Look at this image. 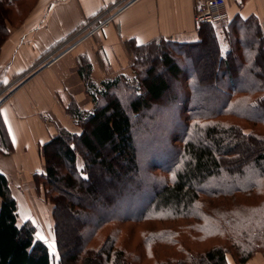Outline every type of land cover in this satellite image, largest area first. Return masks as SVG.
<instances>
[{
  "label": "rangeland",
  "instance_id": "obj_1",
  "mask_svg": "<svg viewBox=\"0 0 264 264\" xmlns=\"http://www.w3.org/2000/svg\"><path fill=\"white\" fill-rule=\"evenodd\" d=\"M136 1L115 0L104 6L97 14L89 16L83 26L74 29L58 41L49 49V54L36 64L34 69L23 75L18 81H14L12 85L7 86L2 82L4 67L0 65V106L10 98L20 85L28 83L35 75L55 63L65 62L63 61L64 58L70 54L73 55L74 50L80 44L89 39H95L101 30L115 23L119 14ZM121 5L123 6L119 9ZM37 7H39L38 0H0V62L6 58V51H8L6 49L12 37L17 36L24 22L31 19ZM117 9L119 11L116 12ZM109 17L111 20L106 22L107 25L102 26V28L96 27L98 23ZM9 26L13 29V34L10 33ZM224 26L219 24L216 27L221 51H223V55H226L229 45L226 42L227 46L225 47L223 42L226 39L223 40V36L220 35ZM249 26L255 30L252 23H247L241 29H236L237 33L240 31L245 33L241 43L237 41V46L234 47L235 53L239 55L243 54L241 45L245 41L249 43L251 41L250 36L254 34L251 33L253 31L251 27L250 29L247 28ZM204 36L208 35L205 34ZM189 42L191 41L162 37L157 44L143 48L139 46L142 44L131 39L126 42L129 62H127L125 71L122 73H119L120 70L111 72L102 79H112L117 75H123L122 78L120 77V84L110 92V95L118 96L124 104H128L129 99L133 98V92L137 94L140 92L139 90L143 89L142 79L152 66L155 67L156 72L169 80L170 90L162 103L155 102L153 107L148 108L149 110L132 116L135 145L139 159L138 177L132 184L127 183L128 177L126 175L117 180V178H111L99 166H95L91 171L92 181L101 180L102 193L105 192L107 195L93 199L79 190H64L65 197L63 198L69 206L68 213L66 212L60 218L65 241L76 243L77 246V242L82 243L83 238L85 251L89 246L98 250L105 241H108L116 249L123 250L126 255L129 254L127 257L132 264H162L163 261L172 258L181 260L185 255L204 252L215 245H221L225 248L229 264H240L238 259L245 255H250L246 264H264V170L262 171L260 167L256 166L253 162L254 156L251 154L250 157H246V161L241 160L239 169L235 167L231 169L225 166L219 175L210 177L206 188L214 189L224 186L225 191L215 195L202 194V201L197 204V207L202 211L199 217L197 215L187 219H171L166 215H160L158 212L154 214L153 211L149 210V207L152 206L154 192L161 183H168L173 180L172 177L175 176L177 167L179 168V164L181 165L184 161V144L189 138L184 137L185 126H193L202 122L195 114L189 115L181 104L175 105L171 102L174 93L177 95L180 94V91L185 93L191 88L190 83L193 79L188 81V77L193 73V71L190 72L191 65H193L191 57L195 56L198 60L201 59L199 63L208 62L205 59L209 58L208 67L203 68L202 64H199V69L207 75L213 73V66L218 64L217 58H211L212 52L211 46L208 45V39L204 45L199 46L200 44H198V48L189 44H182ZM98 46V50L101 51L102 47ZM198 49L199 52L196 51ZM166 53L173 56L178 62L182 73H184L181 75L182 77H171L169 70L162 61V56ZM79 62L78 72L87 91L86 80L82 77L81 69L84 68L83 65L86 66L90 62L85 60ZM235 65L236 63L233 65L234 68ZM54 66L52 67L55 68ZM261 70L258 68V71L261 72ZM92 71L91 68L90 80L100 83L102 81L99 77L100 74L96 73L94 76ZM46 72L48 69L42 71L45 78ZM195 94L199 98L204 95L199 90ZM88 95L92 98L89 93ZM256 96L257 94L239 91L233 94V99L241 100L242 105L247 110V106L251 105L250 102L254 101ZM65 100L68 101L67 106L69 107L74 104L77 105L71 96L66 97ZM92 102L90 109L95 107L93 98ZM215 102L218 101H215V98L212 99L207 104L208 109L215 107ZM227 109H232L230 104ZM240 113H247V116L250 114L249 111L237 112L238 116H235L225 112L216 115V119H208L209 121L220 120V123L227 125L238 123L248 132H253L257 136L262 134L264 137V120L254 123L248 118L240 116ZM209 121L201 124H208ZM70 124L73 130L75 128L81 129V126L76 125L74 121L73 124ZM81 151L82 149L79 150L80 154ZM80 154L79 158L83 159ZM81 162L83 161L80 160L79 163L81 164ZM67 167L65 160H60L57 168L61 174H64L69 171V167ZM43 171L44 169L38 171L37 177H35L32 168L30 170L21 169L19 172L20 183L15 184V194L19 201L18 223L22 225L27 222L33 225L36 229V236L37 233L43 236L44 239L41 240L49 247L51 264H60L61 254L57 249L54 235L56 222L53 217L54 204L51 199L58 188L47 182ZM239 186L244 189L233 190ZM228 187L233 189L228 192ZM110 190H116V197H114V193L109 195ZM215 215L220 218L216 226L211 223ZM69 249L71 253L76 250L75 247L73 250L71 245H69ZM72 264L80 263L73 262ZM104 264H114V256L112 255V258L106 260Z\"/></svg>",
  "mask_w": 264,
  "mask_h": 264
},
{
  "label": "trees",
  "instance_id": "obj_2",
  "mask_svg": "<svg viewBox=\"0 0 264 264\" xmlns=\"http://www.w3.org/2000/svg\"><path fill=\"white\" fill-rule=\"evenodd\" d=\"M216 26L217 24L213 23H203L196 40L182 43L197 47L198 44L204 45L208 39L212 52L211 58H217L218 64L213 66L214 74L207 75L199 69V64H202L203 68L208 67L209 58L205 59L208 62L199 63L201 59L191 57L193 65L190 72L193 71V73L191 76L188 75V81L193 79L190 83L191 88L185 93L182 91L178 95L174 93L171 100L175 105L181 104L189 115L195 114L202 120L198 122L199 125L197 123L193 126H185L184 137L189 138L184 144V161L181 165L179 164V168L177 167L172 181L160 184L154 192L152 206L149 207L154 214L158 212L171 219H187L197 215L199 217L202 211L197 204L202 201L201 195H215L225 191L224 186L214 189L206 188L210 177L219 175L225 166L239 169L241 160L246 161V157H250L251 154L254 156L253 162L256 166L264 170L262 134L257 136L253 132H248L238 123L227 125L222 122L221 124L220 120L209 121L208 119H216V115L225 112L238 116L237 112L249 111L248 116L247 113H240V116L254 123L264 120V42L260 36L253 44L245 41L242 45L240 44L243 54L239 55L235 53L234 47L237 46L236 42L241 40H233L236 30L228 31L229 50L226 55H223ZM205 34L208 36L205 37ZM160 39L162 38L139 46L146 48V46L157 44ZM196 51L199 52V49ZM162 61L172 78L182 77L184 73L173 56L166 53L162 56ZM83 67L82 77L86 80L87 91L92 96L95 107L90 110H83L75 104L69 107L68 111L74 117L75 124L81 126V129L75 131L63 129L60 134L51 138L40 148V154L44 159L42 173L49 184L58 188L51 199L54 204L53 217L56 222L54 235L57 249L61 254L60 264L73 262L104 264L106 260L112 258V255L114 264H132L127 257L129 254L126 255L123 250L116 249L108 241H105L98 250L87 246L86 251L83 238L82 243L77 242V246L76 243L65 241L60 218L66 212L68 213L69 206L63 198L64 190H79L93 199L107 195L105 192L102 193L101 180L92 181L91 171L95 166H99L111 178H117V180L126 175L127 183H133L138 177L139 159L132 116L144 110L147 111L155 102L162 103L170 90V82L152 66L142 79L143 89L137 94L133 92V98L129 99L128 104H124L118 96L110 95V92L120 84L123 75L96 83L89 77L91 64L83 65ZM258 68L262 69L261 72ZM199 83L201 85L198 86ZM198 90L204 93L200 98L195 94ZM239 91L257 94L256 99L247 106V110L241 100L233 99V94ZM101 98L103 102L100 101ZM196 98L198 100H195ZM214 98L218 102L214 103L215 107L208 109L207 104ZM229 104L232 107L231 110L227 109ZM207 121H209L208 124H201ZM0 136L4 138L1 119ZM2 143L5 147L8 145L3 140ZM80 149H82L81 154ZM79 154L83 159L79 158ZM60 160H65L67 163L69 167L67 173L61 174L57 168ZM80 160L83 161L81 164ZM38 173L36 172L34 176L37 177ZM240 187L237 189L228 187V192L232 189L234 191L244 189ZM110 191L109 195L114 193L116 197V190ZM0 198V264H51L49 247L43 240L37 238L35 227L27 222L19 225L18 201L12 193L8 178L3 173H0ZM219 219L218 215H215L211 223L216 226ZM165 234L169 235L166 232ZM69 245L73 246V250L75 247L76 250L73 253ZM226 252L223 246L215 245L204 252L190 253L181 260L172 258L163 261L162 264H229ZM66 255H68L67 258ZM249 256L240 257L238 259L240 264H246Z\"/></svg>",
  "mask_w": 264,
  "mask_h": 264
},
{
  "label": "crops",
  "instance_id": "obj_3",
  "mask_svg": "<svg viewBox=\"0 0 264 264\" xmlns=\"http://www.w3.org/2000/svg\"><path fill=\"white\" fill-rule=\"evenodd\" d=\"M114 1L38 0L39 7L31 19L24 22L17 36L12 37L6 49V58L0 62L4 67L2 82L8 86L21 79L49 54V49L58 41ZM204 1L137 0L119 14L115 23L101 30L95 39L83 42L73 55L66 56L65 62H58L59 59L58 64H54L56 66L52 65L55 68L50 66L52 68L42 70L48 69L46 78L41 71L28 83L16 87V91L0 106L4 129V138L0 136V173L8 178L17 201L15 184L21 179V169L32 168L34 173L42 171L44 159L40 148L63 129L77 130L71 128L70 123H75V120L68 111L65 98L73 97L83 110L92 107V98L78 72L79 61H89L93 75L99 73L102 80L111 72L125 71L129 62L126 42L131 39L140 44L162 37L194 41L198 37L195 14ZM225 8L229 18L219 23L226 28L220 31L222 39H226L223 42L225 47L227 32L241 29L247 23L255 27V30L252 26L247 27L254 31L251 32L254 37L250 36V44L259 36L264 42V0H225ZM9 28L12 33L13 29ZM244 36L245 33L240 31L235 33L233 40H242ZM98 45L102 47L101 51ZM2 140L8 144L6 147Z\"/></svg>",
  "mask_w": 264,
  "mask_h": 264
},
{
  "label": "built area",
  "instance_id": "obj_4",
  "mask_svg": "<svg viewBox=\"0 0 264 264\" xmlns=\"http://www.w3.org/2000/svg\"><path fill=\"white\" fill-rule=\"evenodd\" d=\"M122 6L123 5H121L119 9ZM119 9H117L116 12L119 11ZM228 18L229 14L225 8V0H205L203 5L198 9L195 14V21L198 31L201 24L203 23L219 24L227 20ZM110 20L111 17L101 21L96 25V27L102 28V26L104 27L105 25H107L108 23L106 22Z\"/></svg>",
  "mask_w": 264,
  "mask_h": 264
},
{
  "label": "snow or ice",
  "instance_id": "obj_5",
  "mask_svg": "<svg viewBox=\"0 0 264 264\" xmlns=\"http://www.w3.org/2000/svg\"><path fill=\"white\" fill-rule=\"evenodd\" d=\"M37 236H38L39 239H44V237L41 236L39 233H37Z\"/></svg>",
  "mask_w": 264,
  "mask_h": 264
}]
</instances>
